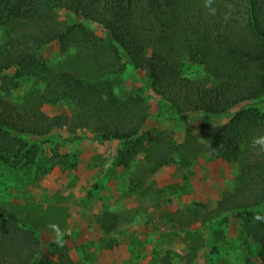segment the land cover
<instances>
[{"label": "trees", "instance_id": "trees-1", "mask_svg": "<svg viewBox=\"0 0 264 264\" xmlns=\"http://www.w3.org/2000/svg\"><path fill=\"white\" fill-rule=\"evenodd\" d=\"M94 24L105 30L104 38L94 34ZM0 28L1 164L35 170L43 145L57 141L55 131L66 129L76 142L78 130L87 129L98 141H120L117 163L130 168L145 144L141 126L149 117L145 99L151 88L160 97L158 111L187 127L184 141L155 146L152 170L189 168L203 153L235 164L233 188L214 210L224 218L212 223L210 233L213 238L215 228L235 218L248 264H264V221L254 222L264 217V152L253 147L254 139L264 137V0H0ZM52 42L65 55L93 52L97 76L53 72L44 58ZM186 62L198 66L192 76L181 70ZM139 71L145 80L135 95L112 80ZM25 79L44 83L39 103L13 97ZM43 104H67L78 112L50 117ZM191 113L205 117L200 136L192 130ZM223 118L229 120L212 123ZM118 221L111 210L98 217L111 248L118 243ZM56 241L44 254L41 234L0 208V250L6 252L0 264H77Z\"/></svg>", "mask_w": 264, "mask_h": 264}, {"label": "rangeland", "instance_id": "rangeland-1", "mask_svg": "<svg viewBox=\"0 0 264 264\" xmlns=\"http://www.w3.org/2000/svg\"><path fill=\"white\" fill-rule=\"evenodd\" d=\"M60 17L64 21L68 15L62 12ZM92 28L96 36L104 38V29L98 24ZM4 35L0 28V39ZM59 57L64 62L55 64L53 61ZM44 58L53 72L66 70L90 78L97 76L93 52L87 55L73 49L65 55L61 45L52 42L44 50ZM176 59L179 60L177 56ZM197 67L186 62L181 70L192 76L190 72ZM112 80L135 95L143 86L145 72ZM21 84L13 97L39 103L44 83L25 79ZM146 92L150 94L145 99L149 117L141 126L145 144L130 168L117 163L123 147L120 141L101 142L91 131L81 129V139L72 142L69 132L59 129L53 133L57 141L49 139L43 145V156L35 170L13 169L0 163V208L12 210L41 234L44 254L59 238L65 253L77 264H248L246 251L238 245L240 234L235 218L215 228L213 238L210 233L212 223L224 218L214 210L225 190L233 188L237 167L203 153L189 168L170 164L153 171L155 146L184 141L187 127L177 117L160 113V97L151 88L147 87ZM42 111L50 117L73 116L78 108L43 104ZM204 121L201 113H191L196 135L200 136ZM164 139L167 140L158 144ZM104 210L116 212L119 217V229L113 233L118 243L113 248L111 236L105 235L98 224ZM10 256L14 261L15 252ZM58 256L56 253V261Z\"/></svg>", "mask_w": 264, "mask_h": 264}, {"label": "clouds", "instance_id": "clouds-1", "mask_svg": "<svg viewBox=\"0 0 264 264\" xmlns=\"http://www.w3.org/2000/svg\"><path fill=\"white\" fill-rule=\"evenodd\" d=\"M208 3H211V0H208ZM215 12H216L215 9H212L211 10V14L212 15H215ZM256 146H259L260 151L261 152H264V137H259V138H256V139L253 140V147L255 148ZM255 221H264V217H262V216H255L254 217V222ZM57 235H58V237L61 235L59 229H57ZM56 243L61 244V246H62V240L61 239L58 238L57 241H56Z\"/></svg>", "mask_w": 264, "mask_h": 264}]
</instances>
